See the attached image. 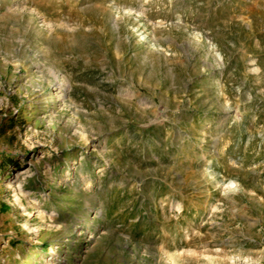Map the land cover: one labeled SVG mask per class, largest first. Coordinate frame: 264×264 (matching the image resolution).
Instances as JSON below:
<instances>
[{
    "label": "rangeland",
    "instance_id": "obj_1",
    "mask_svg": "<svg viewBox=\"0 0 264 264\" xmlns=\"http://www.w3.org/2000/svg\"><path fill=\"white\" fill-rule=\"evenodd\" d=\"M50 258L264 264V0H0V264Z\"/></svg>",
    "mask_w": 264,
    "mask_h": 264
},
{
    "label": "bare ground",
    "instance_id": "obj_2",
    "mask_svg": "<svg viewBox=\"0 0 264 264\" xmlns=\"http://www.w3.org/2000/svg\"><path fill=\"white\" fill-rule=\"evenodd\" d=\"M18 61V60H17ZM22 61V60H21ZM30 61V60H29ZM18 64V63H17ZM38 67V66H37ZM55 82L53 81V85L51 86V88L53 89V91H54V94H55V96L58 98V100L57 101H60L63 97H64V95L66 94V89H67V86H66V84L64 83V81H63V79L62 78H60L59 76H57V75H55ZM48 82V81H47ZM69 87V86H68ZM65 99V98H64ZM66 107V106H65ZM63 109V108H62ZM85 163V156H81V159H80V161H79V166L80 167H82L83 166V164ZM76 164V163H75ZM80 170V174L78 175V178H77V180H79V181H84V180H86V177L84 176V174L83 173H81V169H79ZM66 172V171H65ZM19 174H18V177L20 176V175H22L24 172L23 171H21V172H18ZM63 176V175H62ZM20 181V180H19ZM81 185V184H80ZM85 185V184H84ZM86 188H88V187H86ZM19 190V189H18ZM20 193V192H19ZM29 260L27 259V260H25L24 262H25V264L28 262ZM56 261H58V259H56V258H50V260L48 259V261L45 263L44 262V264H54Z\"/></svg>",
    "mask_w": 264,
    "mask_h": 264
}]
</instances>
